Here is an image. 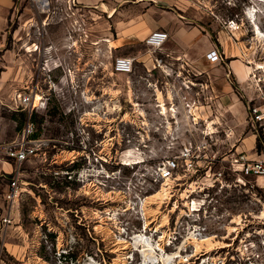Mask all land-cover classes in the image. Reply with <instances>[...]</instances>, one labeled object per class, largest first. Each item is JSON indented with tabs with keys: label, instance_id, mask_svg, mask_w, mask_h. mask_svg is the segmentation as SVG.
I'll use <instances>...</instances> for the list:
<instances>
[{
	"label": "rangeland",
	"instance_id": "rangeland-1",
	"mask_svg": "<svg viewBox=\"0 0 264 264\" xmlns=\"http://www.w3.org/2000/svg\"><path fill=\"white\" fill-rule=\"evenodd\" d=\"M95 1L14 0L0 37V264H264V177L231 168L241 126L194 112L193 91L191 107L170 104L166 42L147 43V24L197 26L194 58L217 49V63L247 66L264 59V0ZM119 35L134 43L114 50ZM138 50L157 58L152 72ZM121 56L132 72L115 70ZM23 92L36 99L41 145L18 165L6 147L29 118ZM185 146L193 167L165 185L163 162ZM208 237L212 247L194 243Z\"/></svg>",
	"mask_w": 264,
	"mask_h": 264
},
{
	"label": "crops",
	"instance_id": "crops-1",
	"mask_svg": "<svg viewBox=\"0 0 264 264\" xmlns=\"http://www.w3.org/2000/svg\"><path fill=\"white\" fill-rule=\"evenodd\" d=\"M86 2L96 1L86 0ZM13 6L14 0H0V37L4 35L8 27ZM147 30H165L169 33L168 40L160 48L161 53L165 57L159 60V64L157 58H151V54L147 51L138 50L132 56L135 61L142 63L149 72H152L158 64L163 72H167L166 77H170L166 82L167 99L175 97L169 103L174 107L178 106L179 109L185 110V99H188L187 94L191 95L193 91L192 96L195 97L194 102L196 100V103H194L192 110L194 109L195 112L200 109L204 113L208 111L210 114L218 111L219 113L227 114L229 116L227 123L230 126L235 128L236 126H241L238 132V142L240 143L237 146V150H244L253 157L257 150L258 136L251 127L247 129V106L245 98L242 96L244 91L248 92L246 81L248 67L240 59L236 58L225 64L212 62L208 57L194 58L193 53L195 49L200 47V38L203 33L197 26L180 25L176 22L174 26L169 27L161 21L147 24ZM128 35H119L118 38H115L114 41L117 43H114L115 45L112 48L121 50L125 46H130L134 43L132 40H126ZM185 67L187 71H185ZM169 70H172L175 76L171 75ZM194 75L200 77L201 80L194 78ZM150 82L152 86L154 82L152 80ZM184 85L188 87L186 88ZM166 105L168 107L167 103ZM176 117L178 118V116ZM217 118L218 116L216 115L214 119L210 118L208 121L213 125H217ZM197 120L195 118L192 124H197L199 122ZM176 123L182 125L183 121L178 120Z\"/></svg>",
	"mask_w": 264,
	"mask_h": 264
},
{
	"label": "built area",
	"instance_id": "built-area-1",
	"mask_svg": "<svg viewBox=\"0 0 264 264\" xmlns=\"http://www.w3.org/2000/svg\"><path fill=\"white\" fill-rule=\"evenodd\" d=\"M235 26V22L231 21ZM233 26V27H234ZM232 27V26H230ZM169 38V33L165 30L153 31L147 43L154 48L161 47ZM208 59L212 62H219L223 59L221 51L212 49L207 54ZM247 67L249 69L247 75V88L245 92L247 96V113L248 121L254 127L257 136L261 137V148L256 150L254 156H250L246 151L236 150L231 157L232 169L244 176H263L264 177V59L260 61L247 60ZM114 68L118 73H130L134 68V59L132 57H117ZM186 87H188L186 85ZM36 99L32 94L21 93L19 102L22 109L29 110V118L23 129L22 139L17 143H13L6 147L7 155L14 159L18 165H21L30 156L38 152L41 141L32 139L36 132V124L32 118L33 111L37 108ZM194 104V103H193ZM186 105L191 107L190 103ZM193 153L192 149L185 146L179 151V154L166 159L161 166V176L165 179L172 178L174 173L180 169H189L193 167ZM18 180L14 178L11 182L12 193L10 197L17 195Z\"/></svg>",
	"mask_w": 264,
	"mask_h": 264
},
{
	"label": "bare ground",
	"instance_id": "bare-ground-1",
	"mask_svg": "<svg viewBox=\"0 0 264 264\" xmlns=\"http://www.w3.org/2000/svg\"><path fill=\"white\" fill-rule=\"evenodd\" d=\"M39 1H41L42 3L43 2H45V0H39ZM111 15V14H110ZM256 33H258V35L260 36V37H262V36H264V34L261 32V30L257 27L256 28ZM248 72H249V70H248ZM38 98H39V96H38ZM38 104V103H37ZM164 110H166V107H164ZM166 184L165 185H170V184H172L171 183V178H167L166 179ZM168 190H169V186L168 187H163V189H162V191H160L159 193H157L156 195H155V197L157 196V197H159V196H165V195H167L168 194ZM187 192V191H186ZM154 197V198H155ZM165 198V197H164ZM212 240V238H210V237H208V238H205V239H203V240H201V241H195L194 243L196 244V246L198 247V248H200L204 243H206V244H208V246L207 247H212L213 245H215L214 243H213V241H211Z\"/></svg>",
	"mask_w": 264,
	"mask_h": 264
},
{
	"label": "trees",
	"instance_id": "trees-1",
	"mask_svg": "<svg viewBox=\"0 0 264 264\" xmlns=\"http://www.w3.org/2000/svg\"><path fill=\"white\" fill-rule=\"evenodd\" d=\"M261 137L258 136V141H257V149L259 150L261 148Z\"/></svg>",
	"mask_w": 264,
	"mask_h": 264
}]
</instances>
